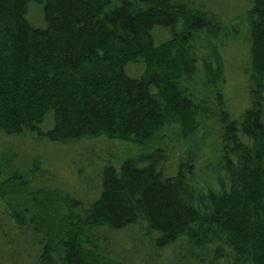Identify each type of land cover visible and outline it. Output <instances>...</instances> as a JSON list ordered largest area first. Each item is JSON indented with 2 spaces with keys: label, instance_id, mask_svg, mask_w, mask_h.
Instances as JSON below:
<instances>
[{
  "label": "trees",
  "instance_id": "16d2710c",
  "mask_svg": "<svg viewBox=\"0 0 264 264\" xmlns=\"http://www.w3.org/2000/svg\"><path fill=\"white\" fill-rule=\"evenodd\" d=\"M31 2L43 8L44 28L29 22ZM246 4L232 25L194 0H0V131L143 149L105 163L85 201L47 185L45 161L22 169L16 153L0 154V264H141L146 242L156 264H264V0ZM158 28L169 34L161 44ZM241 29L250 104L234 116L222 51ZM130 64L143 75L130 77ZM212 121L220 153L212 142L195 151L206 124L212 139ZM156 143L164 146L151 150ZM203 168L215 180L202 184ZM4 218L16 219V230ZM129 229L139 247L123 255L116 245L128 240L109 234Z\"/></svg>",
  "mask_w": 264,
  "mask_h": 264
},
{
  "label": "rangeland",
  "instance_id": "374dc122",
  "mask_svg": "<svg viewBox=\"0 0 264 264\" xmlns=\"http://www.w3.org/2000/svg\"><path fill=\"white\" fill-rule=\"evenodd\" d=\"M194 1L196 2L197 7L202 4L207 10H212L216 14L220 15L226 22H229L232 25H238L242 22L243 13L248 6L246 2L250 0ZM27 18L34 27L44 28L46 26L43 8L34 2L29 4ZM239 33L240 35H238V37H234L235 39L231 40L233 44L229 46L228 52L221 50L223 56L225 55V58H227L228 62L227 71L224 74L225 82L222 84L224 100L228 110L234 116L241 115L250 104V94L248 93L246 84V71L249 67V46L246 43L241 46L244 39V31L241 29ZM154 37L157 44H161L169 38V34L165 30L158 28L154 32ZM143 72L144 69L140 66V64H130L127 67V74L132 78L141 77ZM212 105L215 108L218 107L217 101H212ZM211 124L213 125L215 131L212 139H209L210 125L208 126V124H206L205 129H203V134H205L207 137L200 140L201 133H198L197 137L199 138H197L195 143L192 142L190 145L195 151L201 153V150H203L205 146L209 147V144L212 142L216 144L212 145V153H220L222 147L218 140V127L214 121H212ZM41 128L44 131L48 130V124L46 121L42 124ZM165 143L169 145L168 147H170V151H168L170 161L171 163H175L179 157L176 154L173 155V153L177 152L178 150L176 147H174L170 139H167ZM179 145L181 148H183L184 144ZM163 146V143H156L153 144L151 150L153 148L155 149ZM139 149L140 151H143L142 147L139 148L134 145H129L128 143L119 140H110L106 137H100L94 140H85L77 144L63 146L56 143H50L45 139H40L36 134L28 133L23 136H8L0 131V154L8 152L16 153L18 155L19 162L21 163H19V166L22 169H26L32 165V158H39V160H42L43 162L45 161V164L42 163V170H50V180H48L46 177L43 178L45 183L47 185L52 184L60 189L69 191L79 201H85L86 199H89L92 194L97 191V185L99 182L98 171L105 163H113V161H117L121 158L140 154ZM207 150H204L205 156L210 155L211 151L208 152ZM3 162L6 163L4 166L5 168H3L4 171L6 173L12 172L11 165L7 164L6 158H4ZM209 170L204 168L202 170L199 169L198 172L202 177V180L200 181L202 184L205 181L209 182L210 180H215L216 175L213 174V171ZM42 182L43 181L41 180L40 183ZM14 202L16 207V200ZM4 206L5 204L0 201V214L4 212ZM9 220L10 219H6L4 224L7 225L9 222L11 227L16 230L18 226L16 219H12L11 221ZM133 233V229H129L124 232L117 234L111 233L109 235L112 240L118 244H121L124 242V240L127 241L129 237L133 235ZM137 238H139V236H137ZM125 245L126 247L124 248L116 245L118 250H123V255L128 254V250H130L128 247L129 245L130 247H133L134 245L139 247V243L134 244L130 240L125 242ZM142 246L145 247L144 254L146 257L143 259L146 261V263L142 259L141 264H156L154 260L149 258L147 255L152 251V243L146 242V244ZM169 251H172V249ZM161 264H174V262H172V260H165ZM195 264L206 263H204V261H197Z\"/></svg>",
  "mask_w": 264,
  "mask_h": 264
}]
</instances>
